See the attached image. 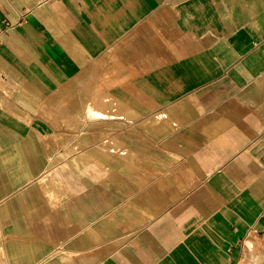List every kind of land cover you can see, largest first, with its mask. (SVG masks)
<instances>
[{
	"label": "crops",
	"instance_id": "obj_1",
	"mask_svg": "<svg viewBox=\"0 0 264 264\" xmlns=\"http://www.w3.org/2000/svg\"><path fill=\"white\" fill-rule=\"evenodd\" d=\"M0 264H264V0H0Z\"/></svg>",
	"mask_w": 264,
	"mask_h": 264
}]
</instances>
